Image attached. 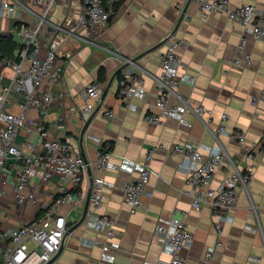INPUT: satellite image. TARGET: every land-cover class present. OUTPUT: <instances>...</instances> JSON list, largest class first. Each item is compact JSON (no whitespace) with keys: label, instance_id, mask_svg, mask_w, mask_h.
<instances>
[{"label":"crops","instance_id":"1","mask_svg":"<svg viewBox=\"0 0 264 264\" xmlns=\"http://www.w3.org/2000/svg\"><path fill=\"white\" fill-rule=\"evenodd\" d=\"M231 6L255 3L264 11V0H230ZM84 0H57L53 6L51 21L70 31L66 37L53 27L42 31V40L56 37V66L61 82L53 88L54 99L47 115L37 108H29L27 117L40 118L47 130V138L59 137L72 143L89 166L93 177L105 179L103 199L96 212L106 213L116 220V234L111 251L112 264H166L170 259L169 248L155 235L157 222L170 215L181 214L192 233V241L181 249L188 264H203L205 249L215 243V216L209 206L192 207V196L186 191L185 171L182 159L169 152L176 141L198 146L203 152L221 147L227 159L218 167L213 186H217L233 169V163L243 166L244 148L228 134L217 133L226 113L227 129L238 128L249 141H257L259 150L253 158L255 173L247 187H240L237 201L230 209L231 218L222 227V245L217 247L210 264H264V101L253 103L252 96L264 86V39L248 38L243 50L238 49L244 29L224 12L203 17L199 4L194 0H121L116 14L105 28L87 32L78 26V15ZM32 16L23 10L12 15L0 16V47L13 25H20ZM173 33L183 41L179 53L185 63L180 68L182 79L170 103L203 105L210 114L199 117L192 111L185 112V121L167 116L161 122L150 124L144 119L156 99L155 76L160 70L161 55L166 48L164 37ZM15 48L7 54L15 56ZM249 52L253 64L249 67L234 64L235 59L245 58ZM102 69V79L100 75ZM0 86L7 84L11 70L1 69ZM141 74L143 82L138 93L131 99L122 100L117 95L118 79L126 75ZM196 77L194 82L185 75ZM93 80L104 83L108 89L99 101H94L91 115L81 112L83 101L79 96L82 88ZM8 110L18 112L16 101L7 105ZM112 110V116L104 115ZM37 132L21 129L16 140L23 145L26 140L35 142ZM112 144L113 160L140 164L148 150L153 149L151 175L147 191L141 200L144 207L129 211L119 183L134 179L138 169H106L94 166L100 144ZM10 161V177L3 182L0 174V225L9 227L34 218L38 203H19L14 199L16 177ZM56 177L43 181L31 176L22 189L33 191L38 201L57 191ZM87 183L82 178L80 187ZM90 206V204H88ZM83 208L67 217L66 235L62 246L49 264H106L100 261L101 243L107 240L98 231L79 222ZM61 210V208H59ZM84 241H87L85 243ZM34 245L33 241H29Z\"/></svg>","mask_w":264,"mask_h":264},{"label":"built area","instance_id":"2","mask_svg":"<svg viewBox=\"0 0 264 264\" xmlns=\"http://www.w3.org/2000/svg\"><path fill=\"white\" fill-rule=\"evenodd\" d=\"M56 1L0 0V16L12 15L20 9L33 18L26 19L20 25H13L9 30V35L17 44L15 56L11 57L0 51V78L3 77V67L11 70L8 83L0 86V174L3 175V182H7L11 172L10 161L17 164L14 167V199L19 203H38L40 207V212L30 220L9 227L0 225V264H45L53 259L62 246L68 227L67 217L71 212L83 208L87 199L90 206L86 209L83 221L94 229L105 232L107 237L101 243L100 261L112 264L115 259L111 248L114 245L112 238L116 234V220L106 213L96 212L103 199L105 179L91 175L83 155L73 148L70 141L59 137L47 138L42 120L27 117L29 108H37L42 115L48 114L54 99L53 88L61 82L56 66L59 41L56 37L47 42L42 40V31L47 26L53 27L63 37L71 34L70 31H62L61 26L51 21L50 15ZM120 1L84 0L78 15V26L87 32L94 28H105L115 16ZM194 1L199 4L203 17L224 12L244 29L238 49L243 50L250 37L264 39V11L255 3L231 6L230 0ZM164 41L166 48L161 55L160 70L155 76L156 99L153 107L145 113L144 119L150 124L159 123L167 116L185 121L184 114L188 110L199 117L209 115L210 110L203 105L170 103V97L176 92L182 79L179 70L185 66L179 53L183 41L173 33L166 35ZM233 63L249 67L253 64V57L246 52L245 58L235 59ZM184 79L194 82L196 77L187 74ZM142 82L141 74L120 77L118 97L124 101L131 99L138 93ZM103 90L104 83L99 80H93L82 88L79 96L83 101L81 112L84 115L94 112V101L101 99ZM260 100L264 101V86L258 94L252 96L253 103ZM12 101L18 103V112L8 110L7 105ZM104 115L112 116V110H105ZM226 119L227 114L222 113V122L216 132H225L243 146L245 163L243 166L233 163L231 172L217 186L212 185L216 170L227 159L223 148H209L203 152L198 146L185 141H176L169 147L170 153L177 154L182 159L185 183L188 186L186 191L192 196V207L201 209L203 205L209 206L215 216L216 241L205 249L203 264H210L216 248L222 245L223 224L231 218L230 209L236 204L240 187H247L254 176L253 158L260 148L259 143L249 141L242 130L227 129L224 124ZM24 128L37 132L35 142L26 140L23 145L17 142L16 138ZM153 152V149L148 150L144 160L136 165L130 161H114L112 144L109 142L100 144L97 149L94 166L98 169H138L136 178L123 179L119 183L131 213L144 207L141 200L143 193L151 195L147 191V184L152 172L150 162ZM31 176L43 181L56 177L57 191L50 192L42 201H38L33 191L23 193L22 189ZM85 176L87 183L81 188L80 183ZM155 235L169 248L170 259L166 264H188L181 249L191 243L192 233L181 214L161 218L156 224ZM30 240L33 241V246L29 244Z\"/></svg>","mask_w":264,"mask_h":264},{"label":"trees","instance_id":"3","mask_svg":"<svg viewBox=\"0 0 264 264\" xmlns=\"http://www.w3.org/2000/svg\"><path fill=\"white\" fill-rule=\"evenodd\" d=\"M16 45L14 46V44L12 43L11 41V38L8 37V38H5V42H4V45L0 47V51L3 52L4 54L8 55L6 52L8 49H13L15 48ZM102 69H100V75L98 76V78L101 80L102 79Z\"/></svg>","mask_w":264,"mask_h":264},{"label":"water","instance_id":"4","mask_svg":"<svg viewBox=\"0 0 264 264\" xmlns=\"http://www.w3.org/2000/svg\"><path fill=\"white\" fill-rule=\"evenodd\" d=\"M109 84H110V83H108L107 86L104 88L102 95H104L105 92L107 91ZM88 204H89V201H88V199H87L86 202H85L84 209H83V213H82V216H81L79 222H82V221H83V219H84V217H85L86 209H87V207H88ZM68 230L70 231V230H72V228L67 229V231H68ZM67 231L65 232V235H66ZM54 257H55V256H54ZM54 257H53V259H54ZM53 259H51L50 261H48V262L45 263V264H49Z\"/></svg>","mask_w":264,"mask_h":264}]
</instances>
